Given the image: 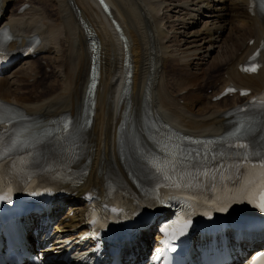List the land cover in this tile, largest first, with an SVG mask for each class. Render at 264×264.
I'll return each instance as SVG.
<instances>
[{"label": "bare ground", "instance_id": "bare-ground-1", "mask_svg": "<svg viewBox=\"0 0 264 264\" xmlns=\"http://www.w3.org/2000/svg\"><path fill=\"white\" fill-rule=\"evenodd\" d=\"M37 2L0 0V27H10L15 36L10 49L23 47L28 38L38 36L41 39L38 51L47 54L36 56L43 65L25 60L23 71L0 76L1 101L22 108L29 115L40 116L43 122L68 113L82 127L90 107L86 93L91 53L79 17L90 24L101 40V77L93 122L82 133L79 145L80 163L86 166V171L60 205L69 211L58 220L55 231L58 236L67 233V238L55 241L51 248L65 252L70 246L65 240L78 242V236L75 238L76 234L70 231L83 223L87 202L82 197L97 191L105 198L108 173L116 172L122 182L137 190L133 184V164L137 167L146 159L141 145L150 141L146 130L148 110L157 120L178 131L220 136L226 130L228 112L264 89V54L263 66L257 74L240 70L264 37V18L252 12V0H218L217 6L215 0H106L130 43L133 83L124 96L127 52L120 32L98 1L55 0L53 12ZM24 3L30 7L19 12ZM197 14L207 19L199 29H195ZM224 32L231 41L225 39ZM217 51L218 55L213 57ZM169 62L174 73L170 72ZM44 69L45 78L53 76V79L39 93L42 83L37 78ZM214 70L222 73L212 80ZM229 84L249 88L252 93L214 101ZM207 86L212 93L206 91ZM123 125L129 133L124 153L120 144L125 133L121 132ZM259 182L264 184L259 177L251 178L247 182V195L244 192L227 202L238 204L241 209L253 207L257 200L253 193L261 186ZM71 211H75L74 216H69ZM142 240V247H147L149 238ZM259 250L264 247L253 253Z\"/></svg>", "mask_w": 264, "mask_h": 264}, {"label": "rangeland", "instance_id": "rangeland-1", "mask_svg": "<svg viewBox=\"0 0 264 264\" xmlns=\"http://www.w3.org/2000/svg\"><path fill=\"white\" fill-rule=\"evenodd\" d=\"M32 1H34V2H39L40 3V5L42 4V6H44V7H47L48 9H51L50 11L51 12H53L54 10V6H55V0H37V1H35V0H32ZM37 2V3H38ZM38 3V4H39ZM214 4L217 6L218 4H219V2H218V0H215V2H214ZM16 6H18L17 4L16 5H14L13 6V8H16ZM221 12H226V10H222L221 9ZM195 25H196V27H195V29L196 28H202L203 27V24H204V22H203V20H207V19H205V16L204 15H202V14H197V15H195ZM224 36H225V39H227L228 41H231V38H229V36H227L226 35V32H224ZM225 53V52H224ZM41 56H46L47 54L46 53H42V54H40ZM218 55V51L217 52H215V53H213L212 54V56L214 57H216ZM42 58V57H41ZM213 59V58H212ZM27 60H31V61H37V62H39V63H41V60L39 59V58H34V59H27ZM24 63H25V61H23V62H21V63H19V64H17V65H15V66H13L11 69H9L3 76H10L11 74H12V72H14V73H18V72H15V71H23V68H24ZM169 64L171 65L170 66V72L171 73H174L175 72V69H174V66H173V64L172 63H170L169 62ZM168 64V65H169ZM41 65H43L42 63H41ZM208 66V65H207ZM44 67V66H43ZM206 67V66H205ZM220 69V68H219ZM218 70V69H217ZM49 71H50V68L47 70V72L49 73ZM216 70H214V71H212L211 73H213L214 74V76L211 78L212 80H214L215 79V77L218 75V74H221L222 72L221 71H216ZM46 73V70L44 69V71H42L41 70V74H40V76L37 78L38 79V83H42L40 86H41V90H40V88H39V93H43L44 92V90H43V85H45V84H47V83H49L52 79H53V76H48V81H47V79L45 78V76H44V74ZM52 78V79H51ZM51 79V80H50ZM45 82V83H44ZM32 83V82H31ZM37 83V82H36ZM208 87V86H207ZM28 88V87H27ZM205 90V89H204ZM206 91L208 92V93H212V89H209V87L208 88H206ZM206 92V93H207ZM207 93V94H208Z\"/></svg>", "mask_w": 264, "mask_h": 264}, {"label": "water", "instance_id": "water-1", "mask_svg": "<svg viewBox=\"0 0 264 264\" xmlns=\"http://www.w3.org/2000/svg\"><path fill=\"white\" fill-rule=\"evenodd\" d=\"M81 23L83 24L85 31L87 32L88 37L91 39H95V34L93 33L90 25L87 22H85L83 19H81ZM121 36H122L123 40L126 42V46H127L128 43H127L126 37L123 36V34ZM93 48H94L95 57H96V59H98L100 48H99V45H98L96 40L93 42ZM127 61H130L129 56H127Z\"/></svg>", "mask_w": 264, "mask_h": 264}, {"label": "snow or ice", "instance_id": "snow-or-ice-1", "mask_svg": "<svg viewBox=\"0 0 264 264\" xmlns=\"http://www.w3.org/2000/svg\"><path fill=\"white\" fill-rule=\"evenodd\" d=\"M252 71H255L256 69L255 68H252L251 69ZM239 129H237V133H239ZM234 147H236V148H238V149H241V150H243V149H246L247 147H248V145L247 144H237V145H235ZM259 207H260V210L262 211V212H264V198H262V202H261V204L259 205ZM221 211H227V208H222V209H220ZM187 225H185V227H186ZM181 234H183V233H181Z\"/></svg>", "mask_w": 264, "mask_h": 264}]
</instances>
